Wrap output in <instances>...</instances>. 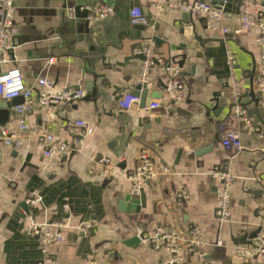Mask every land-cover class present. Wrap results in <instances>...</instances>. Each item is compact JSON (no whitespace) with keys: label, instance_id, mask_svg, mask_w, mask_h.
<instances>
[{"label":"crops","instance_id":"obj_1","mask_svg":"<svg viewBox=\"0 0 264 264\" xmlns=\"http://www.w3.org/2000/svg\"><path fill=\"white\" fill-rule=\"evenodd\" d=\"M67 1L16 0V48L10 65L22 70L27 85L35 86L37 94L72 87L83 90V96L59 106L55 113L36 106L26 117L22 146L0 143V264H39L46 258L39 239L27 232L31 219L70 224L54 229L61 231L65 241L48 247L47 256L53 259L47 264L165 263L173 256L169 248L155 250L143 242L136 247L127 243L140 232L154 234L165 226H173L185 237L194 224L201 228L210 264H264V256L242 257L236 252L245 232L262 226L258 236L264 237V126L256 116L250 117L252 128L237 121L244 148L232 156L219 137L220 123L229 108L218 117L207 113L215 105V94L232 101L230 81L235 77L249 114L254 105L249 94L252 71L256 67V77L261 59L259 27L241 28L235 1L232 12H226L225 20L215 27L203 29L195 17L198 35L207 40L201 41L178 9L158 12L150 0H105L95 5L113 6L114 12L92 25L95 49L90 51L86 42L68 45L57 32L61 24L58 12ZM75 1L69 0L68 5ZM261 2L264 12V0ZM136 6L143 9L148 25L132 22L130 12ZM255 11L251 7L249 15L256 16ZM222 26L230 29L228 35H222ZM149 38L155 40L158 60L149 73L148 101L155 99L151 92H160L165 105L153 112L139 103L122 110L119 99L133 93L140 78L142 58L136 49ZM173 61L184 62L178 79L187 83L189 98L169 107L172 77L165 66ZM40 78L53 81V89L39 86ZM255 90L258 94L256 86ZM18 98L23 103V97ZM6 101L10 100H0ZM261 114L264 118L263 103ZM154 115H161L162 124L151 121ZM78 120L93 129L82 150H73L66 157H46L40 136L51 133L56 140L72 142L80 131ZM20 122L21 116L12 106L8 123L0 127L17 131ZM142 151L152 157L159 175L143 186L146 206L133 212L126 196L136 195L129 177L135 173ZM107 157L125 176L105 174L101 160ZM219 169L235 175L227 219L222 218L219 207L221 182L214 174ZM180 189L189 200L180 199ZM36 192L43 200L32 204L28 200ZM24 202L29 205L27 211ZM85 222L93 224L89 235L74 228ZM186 257L185 264L199 262L197 254Z\"/></svg>","mask_w":264,"mask_h":264},{"label":"built area","instance_id":"obj_2","mask_svg":"<svg viewBox=\"0 0 264 264\" xmlns=\"http://www.w3.org/2000/svg\"><path fill=\"white\" fill-rule=\"evenodd\" d=\"M158 12L164 8L178 9L182 12H191L195 17L206 20L210 27H215L216 24L222 23L227 14L224 9H217L211 2L197 1H174V0H150ZM240 10L236 20L244 30L252 27H259L261 34L258 38V43L261 47V59L258 66V74L255 77V86L258 94L261 97V102L264 104V12L262 8V0H235ZM16 0H0V67L13 63L12 56L14 54L16 44L14 42L17 34L15 25ZM251 7L256 8V16H250ZM91 11V18L94 21H102L107 19L113 12L114 7L110 5H93L88 7ZM72 12V9H70ZM71 16L73 13L70 14ZM131 19L134 24L148 25L149 20L141 7H134L131 12ZM222 35H228L230 29L227 26H222L220 29ZM156 43L153 38H149L142 46L136 49V53L143 55L144 58L140 64V78L138 84L147 86L150 82V69L157 62L155 53ZM229 63L234 65L232 55L228 54ZM54 59H50L53 62ZM166 72L172 77L169 84L168 92L171 96V103L167 106L173 107L186 102L189 98V87L183 80H179L181 76V66L177 61L170 62L165 66ZM37 84L48 90L53 89V81L47 78L38 79ZM231 96L233 107L231 114L220 123V142L222 146L232 155H237L244 148L237 121H243L245 126L252 128L253 123L250 120L249 114L242 104V87L240 82L234 77L230 81ZM83 96V90L76 88H66L59 92H51L42 90L35 93V86L27 85L22 70L17 65H10L7 69H0V100H12L18 97H23V103L15 106L17 112L21 116L19 130L10 131L0 127V143L8 146L20 147L24 142L27 132L28 113L32 112L36 106H40L50 113H55L59 106L73 100H78ZM140 102V96L134 95L132 92L125 93L118 101V106L122 110H129L135 104ZM165 104L161 98H155L144 108L149 112L163 107ZM80 131L78 136L72 141L56 140L51 133H44L40 136V145L43 149V154L46 157L53 155L68 156L71 151H81L85 141L93 131L84 120L76 121ZM104 166L105 174L110 178L125 176L123 170L113 164L110 158L101 160ZM168 169H164L167 172ZM215 176L220 180L221 184L218 188V200L220 213L222 218L227 219L230 216L231 206V185L235 179V175L230 170H217ZM159 172L156 169L155 162L152 157L145 151H142L139 156V163L135 173L129 178L132 180V188L135 192H139L144 184L156 178ZM179 197L182 200H189V195L184 189H180ZM43 200V196L36 192L30 198L32 204L39 203ZM66 210L68 206L65 207ZM70 227L68 221L57 222H40L31 219L27 226V232L31 236L39 239L41 247L46 254V258L39 264H47L53 258L47 256L48 247L52 244L63 243L65 236L61 231L56 232L54 229H62ZM77 231L85 235H89L93 230L91 222L81 223L74 227ZM141 242L150 245L155 250H160L163 247L169 248L173 254L172 258L164 264H185L187 254L194 253L199 257L198 264H210L208 253L206 251V242L201 233V228L194 224L185 237L181 236L173 226H165L159 228L154 234L140 232L138 235ZM236 252L242 257L264 256V237L258 236L252 243H241L237 245Z\"/></svg>","mask_w":264,"mask_h":264},{"label":"water","instance_id":"obj_3","mask_svg":"<svg viewBox=\"0 0 264 264\" xmlns=\"http://www.w3.org/2000/svg\"><path fill=\"white\" fill-rule=\"evenodd\" d=\"M69 1V0H68ZM68 1L61 6V10L58 12L59 17L61 18V24L59 28H57V32L62 35V38L66 40V43L70 45L71 43H80V42H86L89 44V50L93 51L95 49V46L93 45L94 42V28L92 25H94V21L91 16V11L89 10V6H93L96 3H105V0H76L74 4L68 5ZM235 0H212V5H214L217 9H224L225 12L231 13L233 4ZM72 9V12L70 11ZM73 13L74 16H71L70 14ZM182 20L186 22V24L191 25V28L193 29L194 36L198 38L201 41H207L203 40L197 33V22L195 21V16L191 12H184L182 15ZM198 23L201 24V27L203 29H208L209 25L207 24L206 20L203 18L198 19ZM80 30L79 33L77 31ZM142 59L144 58L143 55L140 56ZM180 66L182 67L184 65V62H179ZM1 69V68H0ZM256 74V67L252 71L251 81L252 84L249 88V94L252 97V102L254 103L253 107L251 109H248L249 111V117L256 116L259 125L264 126V118L261 114V97L259 94H257L254 86V77ZM79 89V88H78ZM134 95L140 96V102L139 106L141 108H145L148 104V96H149V89L147 86H141L140 84H137L135 91L133 92ZM151 98H160L161 94L160 92H151L150 93ZM243 98V96H242ZM20 104L19 98L12 99L10 101H6L5 103L0 102V126H5L9 119H10V109L12 106H16ZM233 107V104L228 101L227 97L221 96V94H215V105L211 108V111H207L208 115H210V112L213 113L214 116L218 117L221 115V113L226 109L229 108V111L227 113V116L225 118H228L231 114V109ZM244 107L247 109L248 105L244 104ZM151 121L162 124V117L154 115L153 117L150 116ZM204 151H198L197 155L202 154ZM130 193L126 196V201L130 202L132 204L131 209L135 211H139L141 208L146 206V193L145 189L141 188L139 192ZM23 208L26 209V211L29 208L28 203L24 202L22 203ZM263 227L259 226L252 232H245L244 233V240L242 243L250 244L254 239L258 237V235L262 232ZM141 242V239L139 236H135L132 240H129L127 243L128 245L132 247H136ZM157 264H164L163 260H159Z\"/></svg>","mask_w":264,"mask_h":264}]
</instances>
